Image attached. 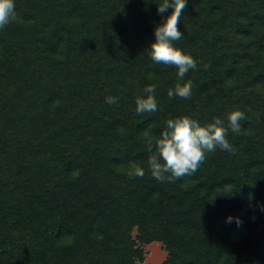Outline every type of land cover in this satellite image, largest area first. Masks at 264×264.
Listing matches in <instances>:
<instances>
[{
  "label": "trees",
  "instance_id": "obj_1",
  "mask_svg": "<svg viewBox=\"0 0 264 264\" xmlns=\"http://www.w3.org/2000/svg\"><path fill=\"white\" fill-rule=\"evenodd\" d=\"M14 2L0 29V264H143L152 244L160 264H264V0H187L189 99L168 97L177 69L146 51L158 0ZM151 84L158 110L137 115ZM234 109L247 117L227 137L235 154L172 183L151 175L146 145L168 119Z\"/></svg>",
  "mask_w": 264,
  "mask_h": 264
},
{
  "label": "clouds",
  "instance_id": "obj_2",
  "mask_svg": "<svg viewBox=\"0 0 264 264\" xmlns=\"http://www.w3.org/2000/svg\"><path fill=\"white\" fill-rule=\"evenodd\" d=\"M146 3L154 0H145ZM157 12L164 17L163 23L157 24L154 30V40L146 49L151 60L156 64L174 66L177 69V83L167 92L168 97L189 99L192 95V81L185 80L190 70L197 68V60L176 42L183 39L179 28L181 17L188 7L187 0H158L155 2ZM171 9L165 17L164 14ZM17 19L14 0H0V29L5 28ZM206 70L207 64L202 65ZM106 103L116 104L118 98L107 96ZM158 110L156 85H147L135 99V113H154ZM245 113L239 109L228 112L227 119L214 117L211 121L201 122L191 115H179L166 122L164 130L158 137L152 138L146 145L150 153L147 165L151 175L160 182L172 183L196 173L205 161L208 153L217 149L235 154L236 149L227 138L229 132L241 133V121L246 120ZM129 178L145 176L144 168L136 163H129L127 172ZM264 211V205H260ZM229 216L227 222L231 223ZM239 226V217L235 218Z\"/></svg>",
  "mask_w": 264,
  "mask_h": 264
},
{
  "label": "rangeland",
  "instance_id": "obj_3",
  "mask_svg": "<svg viewBox=\"0 0 264 264\" xmlns=\"http://www.w3.org/2000/svg\"><path fill=\"white\" fill-rule=\"evenodd\" d=\"M146 256L143 264H160L167 256V252L160 244L145 246Z\"/></svg>",
  "mask_w": 264,
  "mask_h": 264
}]
</instances>
